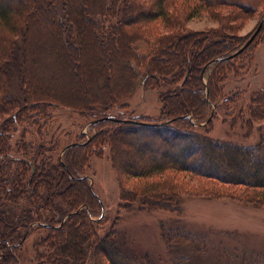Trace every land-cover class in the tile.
Listing matches in <instances>:
<instances>
[{"label":"trees","instance_id":"1","mask_svg":"<svg viewBox=\"0 0 264 264\" xmlns=\"http://www.w3.org/2000/svg\"><path fill=\"white\" fill-rule=\"evenodd\" d=\"M85 3L89 5L85 8L86 15L77 19L82 21L79 41L92 42L97 52L94 63L100 61L98 53L103 54V74H93L91 79L93 84L97 82L103 87L104 93L93 96V89L89 92L84 89L69 103L63 93H52L46 87L38 89L33 77H28L32 69H23L20 77L19 87L26 92L24 99L9 92V62L17 60V52L13 51L20 47L28 52L35 33L40 29L47 32L55 20L58 26H65L58 6L63 8L66 0H0V264H21L19 254L33 226L35 231H46V236L35 246V264H153L147 257L127 256L115 229L101 233L105 221L103 217L96 218L101 216L104 206L84 173L93 155L101 153L105 144L113 149L116 134L130 128L153 130L163 136L169 134V146H165L168 150L162 152L159 159L148 158L137 168L134 166L137 164L122 160L113 150V168L123 185L120 197L125 211L133 212L136 206L179 211L175 205L183 195L178 194L180 187L184 186L179 181L180 175H195L242 187L248 200L264 205V140L245 145L218 141L198 132L195 125L207 122L209 125L220 103L234 101L223 96L224 83L232 63L251 47L234 59L208 67L204 75L206 83L201 78L202 71L212 60L238 51L250 37L242 43L239 38H229L228 29L206 36L184 32L182 28L185 22L205 13L219 17L224 9L239 17L260 10L259 16H262L264 0H86ZM63 12L69 15L67 4ZM234 13L226 15L227 19L234 18ZM113 17L116 25L107 26L101 21ZM83 21L90 23L89 28ZM71 26L66 27L67 32H71ZM263 31L264 26L254 41ZM204 36L207 41L201 40ZM195 41L204 42L201 51L192 47ZM180 42H183L180 55L167 52L179 47ZM106 50L123 58V67L132 77L131 86L127 82L128 87L116 90L109 85L108 74L119 62ZM171 80L173 88L165 93L158 91L162 105L158 121L147 120V124H151L146 126L111 119L102 121L98 125L106 127L85 144L69 148L56 162L52 160L44 127L57 110L91 116L101 112L97 110H108L122 102L139 81L149 87L154 81L161 84ZM184 93L189 101L178 102V97ZM118 94L121 96L117 97ZM247 110L251 119L246 136L251 137L253 123H264V90L254 94ZM23 122L36 127L39 143L27 140L30 131L22 128L21 136L12 144L11 137ZM124 182L135 183V190L128 192ZM58 188L62 191L58 192ZM164 232L169 248L177 254L173 264H190L193 252L206 254V250L199 247L202 241L206 245L205 236L180 228H166ZM180 241L190 243L181 246ZM186 247L190 254L186 253Z\"/></svg>","mask_w":264,"mask_h":264},{"label":"rangeland","instance_id":"2","mask_svg":"<svg viewBox=\"0 0 264 264\" xmlns=\"http://www.w3.org/2000/svg\"><path fill=\"white\" fill-rule=\"evenodd\" d=\"M85 2L86 0H66L70 10L69 15L63 12L66 4L63 8L58 6L60 18L66 25L58 26L55 20L50 23L51 28L47 32L40 29L33 39L36 44L33 42L28 49L30 53L29 51L23 52L20 47L17 50L15 48L13 52H17V60L13 61V59L9 62L11 66L9 92L12 95L22 100L26 96L25 90L21 91L19 87L23 69L33 70L32 75L27 74L28 70L26 74L28 77H33V83L38 85V89L46 87L52 93H63L65 100L69 103H72L73 97L78 96L84 89L87 92L93 89V96L103 95V87L97 85L99 84L97 82L93 84L91 79L93 74L99 76L103 74V54L98 53L100 61L94 63L97 52L92 47V42L84 43L85 39L82 42L79 41L82 21L78 22L77 19L81 15H86L85 10L89 5ZM259 12L249 11L239 17L236 13L224 9L219 17L205 13L185 22L182 28L184 32L202 33L206 36L214 31L228 29L226 34L229 38H239L242 43H245L264 15L259 16ZM232 13L235 14L234 18L230 16L227 19L226 15ZM101 21L107 26L117 24L114 17L101 19ZM83 23L89 28V22L83 21ZM68 26L73 27L71 32H67L66 27ZM232 26L234 27L229 30ZM165 32L162 31V34H166ZM46 34L47 38H45ZM49 38L52 41L48 43ZM201 40L207 41L208 38L204 36ZM254 42L249 52L241 55L232 63L231 71L224 83L223 96L225 99L229 98L234 101L222 102L217 108L213 106L212 113L214 108L215 110L211 123L209 125H206L208 122L196 123L198 132H203L206 136L218 141L243 145L255 144L264 140V123L262 122H254L251 137L246 136L249 127L248 120L251 119L247 107L254 94L264 90V31ZM182 44L183 42H180L179 47L167 49V52L172 51L180 55ZM203 44L204 42L195 41L192 47L201 51L204 48ZM185 46L191 47L189 43H185ZM106 51L108 54L110 50ZM107 54L104 56L107 57ZM110 56L119 63L118 66L114 65L111 74H108L109 85L116 90L125 89L127 84L131 86L132 77L123 67V62H121L123 58L113 51H110ZM162 57L165 59L164 56ZM172 80L161 84L154 81L149 87L141 85L139 81L137 86L133 85L131 93L124 96L122 102L108 110H97L101 112L91 116L84 117L76 112L57 110L53 114L52 121L44 127L52 160L58 161V156L65 153V148L73 144H85L101 128L106 127L98 123L90 125L93 121L107 116L146 124L147 120L158 121L162 109L158 91L165 93L173 88L174 84H170ZM204 81L206 82V79ZM87 95L91 96L90 93ZM119 96L121 94L117 95ZM177 100L185 103L189 101L185 93ZM24 123L27 122H23L11 137L12 144L14 145L21 136L22 128H28L30 131L27 140L39 143L36 127ZM167 135L163 136L153 130L130 128L116 134L113 149L109 144H105L103 151L101 150V153L97 156L93 155L90 159L89 168L85 169L84 173L88 176L93 193L98 196L104 206L101 216L96 218L103 217L105 221L104 230L101 233L103 234L110 228L115 229L119 244L127 256L136 255L142 259L147 257L153 264H173V258L177 256L176 253H172L165 240L166 228H180L196 236L206 237V245L201 240L202 244L199 246L202 250H206V254L191 253L194 257L190 264H264V205L257 200H248L243 194L242 187L222 184L195 175H180L179 181L184 186L180 187L178 194L183 195L179 197L177 206L175 205V209L178 207L179 211L157 208L142 209L136 205V210L133 212L123 209L120 197L123 185L119 182L118 175L113 168V150L115 149L117 156L122 160L137 164L134 165L137 168L142 161L154 156L159 159L162 152L168 150L165 148L169 146ZM144 143L146 147L142 145ZM133 182H124L128 192L130 189L135 190ZM61 191L58 188V192ZM63 220L65 221L66 217ZM34 228L35 226L32 227L20 251L21 264H35L37 255L35 246L46 236V231L38 229L35 231ZM180 242L181 246H187L190 243L189 241ZM187 249L186 247V253L190 254Z\"/></svg>","mask_w":264,"mask_h":264},{"label":"water","instance_id":"3","mask_svg":"<svg viewBox=\"0 0 264 264\" xmlns=\"http://www.w3.org/2000/svg\"><path fill=\"white\" fill-rule=\"evenodd\" d=\"M263 26H264V15L261 18V20H260L257 28L255 29V31L253 32V34L248 39V41L238 51H236L235 53L231 54L230 56H227V57H224V58H217V59H214V60H212L211 62L208 63V65L202 71V74H201L202 80L203 81L205 80V76H204L205 75V72H206L207 68L210 67L212 64H214L216 62H219V61L234 59L235 57H237L238 55H240L242 52H244L248 47H250L252 45V43L254 42V40L259 35V33L261 32ZM110 119L113 120V121H115V122H120V123H129V124L144 125V126L149 125V124H146L144 122H141L140 123V122L132 121V120L112 119V118H109V117H106V118H103V119H99V120L93 121V122H91L90 125H94V124H97V123H101L102 121H107V120H110ZM158 125L163 126L164 124H158ZM77 145H79V144L70 145L67 148H65V151H67L69 148L74 147V146H77Z\"/></svg>","mask_w":264,"mask_h":264}]
</instances>
